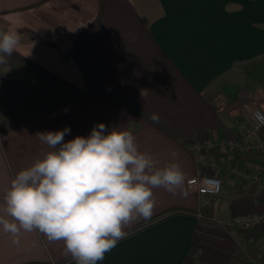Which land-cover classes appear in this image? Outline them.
Returning a JSON list of instances; mask_svg holds the SVG:
<instances>
[{
    "label": "crops",
    "instance_id": "0c3cea01",
    "mask_svg": "<svg viewBox=\"0 0 264 264\" xmlns=\"http://www.w3.org/2000/svg\"><path fill=\"white\" fill-rule=\"evenodd\" d=\"M0 30L20 36L0 64V216L12 222L3 209L16 173L50 150L37 133L67 127V142L103 123L130 131L158 168L177 163L185 181L175 194L154 188L151 218L97 264H246L264 251V224L229 223L264 210V194L232 172L216 198L200 197L197 177L216 153L192 147L244 138L242 108L264 92V0H0ZM243 155L238 169L264 177L261 158ZM0 264L76 262L63 241L0 224Z\"/></svg>",
    "mask_w": 264,
    "mask_h": 264
},
{
    "label": "clouds",
    "instance_id": "9594fccd",
    "mask_svg": "<svg viewBox=\"0 0 264 264\" xmlns=\"http://www.w3.org/2000/svg\"><path fill=\"white\" fill-rule=\"evenodd\" d=\"M19 43L17 32L0 30V64ZM256 116L264 123V115ZM150 119L160 122L156 113ZM69 132L36 134L50 150L11 180L3 211L12 222L0 216V224L13 236L39 231L49 241H63L76 264H97L128 235L127 227L151 218L154 188L175 194L185 177L177 163L158 168L128 130L106 131L100 123L89 136L65 142Z\"/></svg>",
    "mask_w": 264,
    "mask_h": 264
},
{
    "label": "built area",
    "instance_id": "2783aa9c",
    "mask_svg": "<svg viewBox=\"0 0 264 264\" xmlns=\"http://www.w3.org/2000/svg\"><path fill=\"white\" fill-rule=\"evenodd\" d=\"M261 113L264 115V109L253 107L247 108L243 116L246 119V131L244 138L242 140L237 139L238 137H222L217 142L211 138H205L203 140L196 141L192 144V147L197 152L210 151L212 153H218L219 147L225 148L230 147L235 151H239L245 155H251V153H256L258 155L264 154V123H260L256 113ZM250 137H254L252 139ZM204 166L207 172L201 174L196 180V190L200 197L210 196L215 197L220 193L222 186V179L215 169L218 165L217 159L211 157L208 161H205ZM232 172L238 175L239 179L242 181H249L253 186L257 187L261 194H264V177L256 173H251L249 169H238L236 164H231ZM217 200L212 201V205H216ZM230 224L248 231L250 229L256 228L261 224H264V210L261 212H249L234 215L229 221ZM246 264H264V251H255L249 254Z\"/></svg>",
    "mask_w": 264,
    "mask_h": 264
},
{
    "label": "trees",
    "instance_id": "16d2710c",
    "mask_svg": "<svg viewBox=\"0 0 264 264\" xmlns=\"http://www.w3.org/2000/svg\"><path fill=\"white\" fill-rule=\"evenodd\" d=\"M246 131V128H245ZM245 131L243 133H245ZM242 131H236V133H241ZM242 135L238 136V138H241ZM215 159L221 160L222 163L220 164V167L217 169V175L221 176H230L233 175L231 170L229 169L230 164L234 163L237 165V167L242 168L244 166L245 162H248V158L245 157L241 152L235 151L231 149L230 147H225L222 150H220L218 153H216ZM188 264H198L196 261V257L193 256L192 261Z\"/></svg>",
    "mask_w": 264,
    "mask_h": 264
},
{
    "label": "rangeland",
    "instance_id": "374dc122",
    "mask_svg": "<svg viewBox=\"0 0 264 264\" xmlns=\"http://www.w3.org/2000/svg\"><path fill=\"white\" fill-rule=\"evenodd\" d=\"M260 93H262V94H259L258 92H256V94H254L253 95V98L251 99V102H250V104L249 105H245V107H243L242 109H243V111L244 110H246L247 108H253V107H258V108H261V109H264V92H260ZM242 116H243V114H242ZM250 138H252V139H255L254 137H250ZM220 151V150H219ZM218 151V152H219ZM251 155L252 156H254V157H258V158H261L262 160H264V154H261V155H258V154H256V153H251ZM222 160V159H221ZM221 160H218L217 162H218V165H217V167H216V169H215V172L217 173V169L220 167V164L222 163V161ZM237 166V165H236ZM229 169L231 170V172H232V169H231V164H230V166H229ZM243 169H246V168H243ZM258 170H261V169H259V168H256L254 171H253V173H256V172H258ZM220 176V175H219Z\"/></svg>",
    "mask_w": 264,
    "mask_h": 264
},
{
    "label": "water",
    "instance_id": "95a60500",
    "mask_svg": "<svg viewBox=\"0 0 264 264\" xmlns=\"http://www.w3.org/2000/svg\"><path fill=\"white\" fill-rule=\"evenodd\" d=\"M252 160L255 163H262V162H264V160H261V159H252Z\"/></svg>",
    "mask_w": 264,
    "mask_h": 264
}]
</instances>
